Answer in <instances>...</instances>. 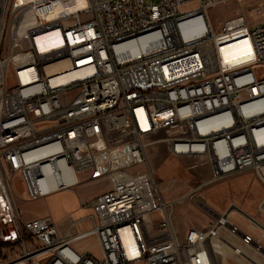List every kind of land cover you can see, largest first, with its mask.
<instances>
[{"label":"built area","instance_id":"obj_1","mask_svg":"<svg viewBox=\"0 0 264 264\" xmlns=\"http://www.w3.org/2000/svg\"><path fill=\"white\" fill-rule=\"evenodd\" d=\"M148 1L0 0V264H234L221 247L264 251V225L236 206L181 238L148 154L203 160V188L248 171L264 185V0L219 31L210 12L247 0ZM122 130L131 138L110 144ZM82 176L110 184L80 200L90 230L23 218L17 183L36 202ZM90 239L101 258L75 250Z\"/></svg>","mask_w":264,"mask_h":264},{"label":"rangeland","instance_id":"obj_2","mask_svg":"<svg viewBox=\"0 0 264 264\" xmlns=\"http://www.w3.org/2000/svg\"><path fill=\"white\" fill-rule=\"evenodd\" d=\"M151 1L152 0L148 2ZM197 6L198 3L195 2L184 8V11L191 10ZM245 11V6L237 4H230L229 6L212 10L210 12V19L215 31L220 30V26L225 20L244 13ZM90 19L91 17L88 16L82 17L83 22L89 21ZM251 21L255 23L256 18H251ZM73 23L74 21L69 20L65 24L71 25ZM244 44V41H240L234 46L241 48ZM130 138L131 132L129 130H122L112 134L108 139L110 144L117 145L128 141ZM148 154L155 170L156 185L161 198L166 203H177L175 211L179 224L184 225L187 222L196 228H207L209 224L212 223L213 219L218 218V214L221 213L215 209L216 207L213 208L211 206L212 204L210 205V203L205 202V207L210 205L215 212V214H210L203 207L204 204L198 203V201L201 200V197L205 198L207 201H209L208 199H211L214 205H219L221 202L220 190H209L212 186L203 188V183L207 179V165L205 166V162L203 160L195 158L170 157L166 146L162 147L160 150L157 146H151L148 150ZM107 187L108 184L106 180L94 182L92 184H84L78 186L73 191H69L67 194H57L51 196L50 198L36 202H26L24 187L18 183L16 184V191L18 196V206L24 219L51 216L56 223L60 224L61 222H68V218L71 215L74 220L87 217V211L89 208L86 206L81 209L77 204L78 200L83 198L87 202L86 204H89L93 198L104 193ZM193 191L196 193L190 196ZM253 194L255 197V193ZM231 218L242 229H247V224H245V222L238 215L232 214ZM153 220H155V218L149 216L146 218V223L149 224ZM223 238L233 244L234 247H240V244H237L234 238L228 236L226 232L223 235ZM93 240L95 239H90L84 244H88V247H90ZM90 250L96 257H102L100 249L97 246L91 247ZM243 250L247 256L262 260V258L257 255L255 251L251 249ZM226 255L228 256L227 259L234 264H239V261L241 260H243L242 262L244 264H249L241 258L242 256L240 257L238 255H234L230 251H227ZM217 256L218 259H222V256ZM261 263L264 264V261L262 260Z\"/></svg>","mask_w":264,"mask_h":264},{"label":"crops","instance_id":"obj_3","mask_svg":"<svg viewBox=\"0 0 264 264\" xmlns=\"http://www.w3.org/2000/svg\"><path fill=\"white\" fill-rule=\"evenodd\" d=\"M260 1L262 0H247V4L245 5V9H246L245 12H247L249 7L254 6ZM206 167H207L206 168V173H207L206 180H209L211 177V172H210V168L208 166ZM96 182H99V181H96ZM92 183L94 182H87L86 177H83V176L81 177V185L92 184ZM107 184H108V187L104 193L110 190V184L108 181H107ZM211 189L220 190L221 192V198H220L221 202L219 205H214L211 199H208L209 200L208 203H210V205L212 204L211 206L213 208L216 207L215 209H217L219 213L221 214L228 213L230 210H232L236 206L240 211L244 212L246 215L250 216L251 218L257 220L259 223L264 225V201H263L264 200V185L255 177L252 171H248V172H245L239 175L232 176L224 181H221L218 184H215L209 190ZM252 191L253 193H255V197ZM67 193H69V191H65V192H61L57 194L64 195ZM57 194H54V195H57ZM102 194H99L98 196ZM54 195H51V196H54ZM51 196L47 198H50ZM80 200H82L84 203H87V202L83 198H80L78 200L77 204L80 206L81 209H83V207L80 205ZM92 213H93L92 210L89 208L87 211V214H88L87 217L83 219H79V220H74L71 215L68 218V222L60 223V225L62 226L61 227L62 231H66L67 227L71 225L72 223L71 221H74L76 223L74 228L71 230V233L73 234H81L83 232L90 230L92 228V222L89 219V217L92 215ZM232 214H236L240 217V214L238 213V211L235 212L233 210ZM38 218L40 217L25 219V220L33 221ZM174 223H175L177 232L181 238H184L187 232L189 231V229L193 227L187 222L184 225L179 224L178 217L176 216V214L174 216ZM85 242L76 244L74 247L75 250L78 251L79 253H85L89 251L91 247L96 246V240H93L92 242L93 244L91 243L90 247H88V244H84ZM91 253L93 254L92 251ZM251 259L255 260L256 263L258 264L257 259H254V258H251Z\"/></svg>","mask_w":264,"mask_h":264},{"label":"bare ground","instance_id":"obj_4","mask_svg":"<svg viewBox=\"0 0 264 264\" xmlns=\"http://www.w3.org/2000/svg\"><path fill=\"white\" fill-rule=\"evenodd\" d=\"M235 47V46H234ZM236 48V47H235ZM74 74H77V73H72V74H70V75H68V77H71V76H74ZM194 193V191L191 193V194H193ZM190 194V195H191ZM202 199L200 200V201H202V202H200V201H198V203H201V204H204L203 205V207L208 211V213H210V214H212V212H211V210L209 209V207L208 206H206L205 207V204L208 202L205 198H203V197H201ZM196 202H197V200H196ZM206 202V203H205ZM210 206V205H209ZM198 207V206H197ZM202 207V206H201ZM218 214V213H217ZM223 243H226L225 242V240H223ZM227 244V243H226ZM226 244H224V246L226 245ZM222 248V251L221 252H219V253H221V256H223V258H225L226 257V252H227V250H225L224 249V247H221ZM231 251L232 252H234L236 255L238 254V255H240V256H242L243 258H245V259H247L249 262H250V264H257L256 263V261L255 260H253V259H251V258H249L242 250H236V248H233V247H231ZM258 253V255H261L263 258H264V251H259V252H257Z\"/></svg>","mask_w":264,"mask_h":264}]
</instances>
